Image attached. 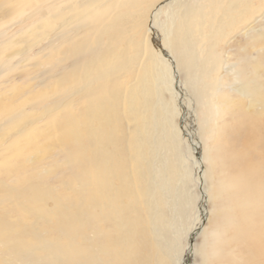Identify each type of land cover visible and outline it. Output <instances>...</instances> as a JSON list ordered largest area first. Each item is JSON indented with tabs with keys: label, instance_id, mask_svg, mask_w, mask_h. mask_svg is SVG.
Listing matches in <instances>:
<instances>
[{
	"label": "bare ground",
	"instance_id": "bare-ground-1",
	"mask_svg": "<svg viewBox=\"0 0 264 264\" xmlns=\"http://www.w3.org/2000/svg\"><path fill=\"white\" fill-rule=\"evenodd\" d=\"M262 1L0 0V185L27 182L29 152L53 140L85 264H264V98L257 126H230L258 144L246 160L220 144L234 67L215 52L258 31ZM254 79L229 89L258 96Z\"/></svg>",
	"mask_w": 264,
	"mask_h": 264
},
{
	"label": "rangeland",
	"instance_id": "rangeland-1",
	"mask_svg": "<svg viewBox=\"0 0 264 264\" xmlns=\"http://www.w3.org/2000/svg\"><path fill=\"white\" fill-rule=\"evenodd\" d=\"M262 8L264 9V0ZM159 19L162 20V17ZM255 26L257 32L250 30L247 36L244 35L245 38L242 34L235 33L226 38L228 42L221 41L215 48L221 60L225 59L227 64L234 67L233 72L223 74L219 79L221 96L224 97L217 102L216 119L229 121V126H226L219 139L220 144L232 139L238 155L246 153V160L251 161H256V151L259 149L258 144L251 141L253 135L248 131L247 134L244 131L233 135L235 132L230 126L243 124L252 127L260 122L258 116L253 115L252 111L256 108L252 104L259 102L262 106L264 98V13ZM241 47L246 50L241 52ZM179 76L183 78L184 75L180 73ZM254 78L261 80L257 88H254L259 97L255 94L240 97L229 89L244 82H252ZM263 109L264 107L259 109L262 121ZM58 149L53 140L41 141L27 156L30 163L38 161V165L34 169L27 167L26 172L22 170L18 173L24 172L27 182L0 185V264H85L74 253L84 243L79 237L68 233V223L60 216L68 214V210L73 208L75 197L68 193V172ZM54 159L57 160L52 163ZM224 164L220 166L222 173L230 175L231 168ZM189 190L193 193L192 185ZM189 212L191 216L195 215L194 210ZM198 241L196 240V245H199ZM180 246H184L183 242Z\"/></svg>",
	"mask_w": 264,
	"mask_h": 264
},
{
	"label": "snow or ice",
	"instance_id": "snow-or-ice-1",
	"mask_svg": "<svg viewBox=\"0 0 264 264\" xmlns=\"http://www.w3.org/2000/svg\"><path fill=\"white\" fill-rule=\"evenodd\" d=\"M163 4H157L153 6V10L155 8H159V7H163ZM262 39H264V37H262ZM245 47H241L240 51L243 52L245 51ZM262 51H264V49H262ZM190 160V164L193 170V183H196V177L199 175V171H205L203 164L200 161L199 155L197 154L195 159H193L191 156L189 157ZM198 169V171H197ZM205 176H207V172H205ZM7 264H11V262H7ZM168 264H181V262L179 260H170L168 261ZM199 264V262H198Z\"/></svg>",
	"mask_w": 264,
	"mask_h": 264
}]
</instances>
